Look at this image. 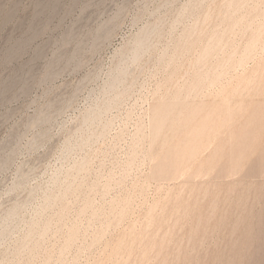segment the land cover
<instances>
[{
    "label": "rangeland",
    "instance_id": "rangeland-1",
    "mask_svg": "<svg viewBox=\"0 0 264 264\" xmlns=\"http://www.w3.org/2000/svg\"><path fill=\"white\" fill-rule=\"evenodd\" d=\"M0 264H264V0H0Z\"/></svg>",
    "mask_w": 264,
    "mask_h": 264
},
{
    "label": "bare ground",
    "instance_id": "bare-ground-1",
    "mask_svg": "<svg viewBox=\"0 0 264 264\" xmlns=\"http://www.w3.org/2000/svg\"><path fill=\"white\" fill-rule=\"evenodd\" d=\"M241 7H242V6H241ZM235 8H236V7H235ZM236 9H237V8H236ZM238 9H239V8H238ZM207 16H208V15H207ZM206 21H207V20H206ZM203 22H204V21H203ZM203 22H202V23H203ZM195 30H196V29H195ZM192 33H193V32H192ZM143 34H144V33H143ZM190 34H191V33H190ZM140 36H141V35H140ZM147 36H148V35H147ZM254 36H255V35H254ZM145 37H146V36H145ZM253 38H254V37H253ZM139 39H141V38L139 37ZM144 39H145V38H144ZM142 40H143V39H142ZM146 40H147V39H146ZM219 40H220V39H219ZM251 40H252V39H251ZM139 41H140V40H139ZM212 41H213V40H212ZM212 41H211V42H212ZM215 41H216V40H215ZM251 42H252V41H251ZM140 43H141V42H140ZM218 43H219V42H218ZM252 44H253V43H252ZM209 45H210V44H209ZM212 45H213V44H212ZM214 45H215V44H214ZM139 46H140V45H139ZM252 46H253V45H252ZM207 48H208V47H207ZM207 48H206V49H207ZM248 48H249V47H248ZM139 49H140V48H139ZM210 52H211V51H210ZM203 54H204V53H203ZM208 55H209V54H208ZM206 56H207V55H206ZM227 58H228V57H227ZM228 60H230V59H228ZM228 60H226V61H228ZM225 64H226V63H225ZM221 67H222V65H221ZM217 74H218V73H217ZM217 74H216V75H217ZM203 75H204V74H203ZM195 77H196V76H195ZM216 77H217V76H216ZM200 79H201V78H200ZM198 81H199V80H198ZM196 89H197V88H196ZM175 100H176V98H175ZM156 105H157V104H156ZM200 107H201V106H200ZM187 108H188V107H187ZM157 116H158V114H157ZM207 116H208V115H207ZM207 116H206V117H207ZM206 117H205V118H206ZM155 118H156V117H155ZM160 118H161V116H160V114H159V118H158V120H161ZM205 118H204V119H205ZM156 119H157V118H156ZM162 119H163V118H162ZM189 119H191V117H190ZM206 119H207V118H206ZM206 119H205V120H206ZM208 119H209V118H208ZM208 119H207V120H208ZM205 120H204V122H205ZM207 120H206V121H207ZM156 121H157V120H156ZM156 121H155V122H156ZM161 121H162V120H161ZM158 122H160V121H157V124H158V125H157V124H155V125H157V126L160 127L161 125H159ZM202 122H203V121H201V123H202ZM204 122H203L202 124H199V125H198V124H197V125H193L192 127H194V128H191V129H195V127H196V129L198 130L197 126H198L199 129H200V127H201L203 124H206V123H204ZM207 122H208V121H207ZM160 124H161V123H160ZM157 126H155V127L157 128ZM203 126H204V125H203ZM203 126H202V128H203ZM196 129H195L194 132H196ZM191 131H192V130H191ZM192 132H193V131H192ZM187 134H189V132H188ZM192 135L194 136V133H193ZM192 135H191V139H193V138H192V137H193ZM187 136H189V135H187ZM189 138H190V137H189ZM189 138L187 137V140H188ZM185 139H186V138H185ZM183 140H184V139H183ZM184 141H185V140H184ZM188 142H189V141H188ZM189 143H190V142H189ZM237 145H238V144H237ZM235 146H236V145H235ZM178 147H179V146H178ZM178 147H176V148H178ZM180 147H182V146H180ZM176 148L174 149V151H176ZM183 148H184V147H183ZM183 148H182V149H183ZM191 148H192V147H191ZM231 148H232V147H231ZM233 148H234V147H233ZM235 148H236V147H235ZM235 148H234V149H235ZM192 149H193V148H192ZM236 149H237V148H236ZM178 150H179V152H180V149H178ZM181 151H182V150H181ZM183 151H184V150H183ZM230 151H231V150H230ZM177 152H178V151H176V152H174V153H175L176 155H179V153L177 154ZM233 152H234V150H233ZM233 152L231 151V153H230L231 155L229 154V157L231 156V158H232V157H234V156L236 155V154H234V155L232 156ZM168 153H169V152H168ZM174 153H172L173 156L175 155ZM235 153H236V152H235ZM182 154H183V152L180 153V155H182ZM237 154H238V152H237ZM167 155H171V154H166V156H167ZM173 156H171V157H173ZM236 156H237V155H236ZM168 157H169V156H168ZM168 157H165V158H166V159H165L166 161L164 160V163H165V162H166V163L168 162V161H167V160H168V159H167ZM175 157H176V156H175ZM169 158H170V157H169ZM173 158H174V157H173ZM173 158H172V160H173ZM179 158H181V156H180ZM227 158H228V157H227ZM229 159H230V158H229ZM169 160H170V159H169ZM173 161L177 162L176 158H175ZM175 162H169V163L172 164V163H175ZM178 162H179V159H178ZM169 163H168V164H169ZM176 164H177V163H176ZM176 164H175V166H176ZM165 165H166V164H165ZM173 165H174V164H173ZM177 165H178V164H177ZM170 166H172V165H170ZM175 166H174V168L172 167L174 170H175V168H177V167H175ZM165 167H166V166H165ZM167 167H168V166H167ZM167 167H166V169H167ZM168 168H170V167H168ZM172 168H170V169H172ZM173 169H172V170H173ZM168 170H169V169H168ZM168 170H167V172H169ZM172 170H171V171H172ZM174 170H173V171H174ZM173 171H172V172H173ZM175 171H176V170H175ZM175 171H174V172H175ZM162 172H163V170H162ZM164 172H165V171H164ZM164 172H163V173H164ZM172 172H170V175H171ZM160 173H161V170H160L159 174H160ZM175 173H176V172H175ZM175 173H172V174H175ZM161 174H162V173H161ZM161 174H160V175H161ZM163 175H166V172H165V174H163ZM166 176H168V175H166ZM215 204H216V203H215ZM213 205H214V204H213ZM213 207H214V206H213Z\"/></svg>",
    "mask_w": 264,
    "mask_h": 264
}]
</instances>
